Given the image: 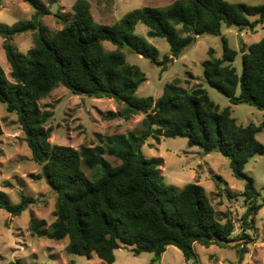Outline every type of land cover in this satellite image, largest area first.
<instances>
[{"label":"trees","instance_id":"16d2710c","mask_svg":"<svg viewBox=\"0 0 264 264\" xmlns=\"http://www.w3.org/2000/svg\"><path fill=\"white\" fill-rule=\"evenodd\" d=\"M34 13L30 20L11 26L0 24L2 48L10 67L9 77L0 66V103L14 113L32 160L53 191L56 201L54 221L47 227L31 214V236L54 241L69 239V254L94 255L103 264L114 262V251L129 248L138 255L152 253L156 258L167 247L177 248L185 261L197 264L193 245H216L236 250L238 258L252 241V216L264 207L257 203L254 180L244 171L248 159L264 153L256 135L264 127L242 126L231 116V107L220 108L201 84L187 89L177 79L166 83L161 96L138 98L136 92L146 80L136 65L128 64L122 49L160 66L158 50L135 33L138 22L147 28L148 38H162L170 59L179 58L198 36L221 35V28L253 32L264 22V4L229 3L226 0H176L171 5L135 9L111 25L97 23L88 0H76L73 16L61 29L47 34L40 16L49 14L37 0H24ZM33 34L34 45L19 54L12 40ZM223 53L207 52L203 62L204 81L228 98L230 105L247 104L264 112V38L242 47V72L232 67L236 51L221 37ZM115 50L107 51L103 43ZM73 95L112 99L123 108L116 116L128 120L143 115L138 132L117 134L105 145H52L51 129L46 126L51 112L39 102L56 87ZM113 115L114 114H110ZM152 138H185L189 147L203 153H219L229 162L232 175L243 181L241 233L234 238V225L227 213H217L205 189L187 184L181 189L167 185L160 173L161 158H146L141 147ZM113 157L111 165L104 157ZM84 169L91 172L87 176ZM228 197L234 196L225 190ZM34 200L20 194L12 205L0 192V209L19 216ZM233 244H230V243ZM236 242V244H234ZM14 264V263H11Z\"/></svg>","mask_w":264,"mask_h":264},{"label":"rangeland","instance_id":"374dc122","mask_svg":"<svg viewBox=\"0 0 264 264\" xmlns=\"http://www.w3.org/2000/svg\"><path fill=\"white\" fill-rule=\"evenodd\" d=\"M49 14L40 16V22L47 34L61 29L63 23L73 16L72 6L76 0H37ZM93 19L100 24L111 25L129 12L142 7L164 8L176 0H88ZM229 3L264 4V0H226ZM33 9L24 0H0V24L11 26L19 21H28ZM147 28L138 22L135 33L139 38L154 46L159 53L160 66L153 65L147 59L128 49L121 51L128 64L136 65L145 74L146 80L140 85L136 97L158 99L166 83L177 79L187 89L201 84L208 97L221 109L231 107V116L242 126H259L264 121V112L247 104L230 105L227 97L210 87L203 78V62L207 52L213 49L214 56L221 58L223 45L221 37L227 39L231 49L236 51L232 67L238 76L242 72L243 47H248L264 38V22L253 32H239L235 28L222 26L221 35L204 34L198 36L195 43L185 48L177 59H170L169 47L162 38H148ZM0 37V66L9 77L10 67L6 60ZM16 51L25 54L33 47V34L28 32L15 36L12 40ZM107 51L115 50L110 43L104 42ZM43 110L51 112L46 126L51 129L52 145L69 146L76 150L81 146L105 145V139L117 134L138 132L141 129L143 115H134L128 120L116 116L123 106L112 99H94L83 95H73L62 86L56 87L46 98L39 102ZM114 114L110 115V114ZM257 140L264 145V127L257 133ZM141 152L146 158H161L163 164L160 173L167 185L177 189L187 184L202 186L210 203L217 213H227L234 225L233 237L241 233L242 215L246 210L243 202L244 183L236 179L231 172L229 162L219 153H203L198 147H189L185 138H161L159 144L148 138ZM111 165L119 161L105 155ZM244 171L254 180L259 193L258 204L264 200V153L248 159ZM87 176L91 172L84 169ZM41 168L31 158L24 142V136L14 113H8L0 103V192L9 203H19L20 194L34 200L19 216L12 217L0 209V264H103L94 255L69 254L66 247L69 239L54 241L44 237L31 236L29 219L31 214L37 221L48 226L54 221L55 195L45 180L39 175ZM230 190L234 196H229ZM253 218L252 237L247 252L238 258L236 250L230 247L212 245L208 248L195 243L193 245L197 264H264V207ZM230 244H233L232 242ZM236 244V242L234 243ZM112 264H192L185 261L181 252L169 246L156 258L152 253L133 254L129 248L114 251Z\"/></svg>","mask_w":264,"mask_h":264}]
</instances>
